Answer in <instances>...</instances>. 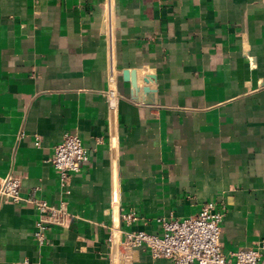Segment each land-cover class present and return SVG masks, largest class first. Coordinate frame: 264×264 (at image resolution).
Wrapping results in <instances>:
<instances>
[{"label":"crops","instance_id":"crops-1","mask_svg":"<svg viewBox=\"0 0 264 264\" xmlns=\"http://www.w3.org/2000/svg\"><path fill=\"white\" fill-rule=\"evenodd\" d=\"M129 68L156 74L157 104L132 100ZM67 133L90 159L63 188L51 160ZM10 174L22 199L0 204V264H172L126 233L211 201L224 252L264 245V0H0ZM31 197L66 206L43 244Z\"/></svg>","mask_w":264,"mask_h":264},{"label":"built area","instance_id":"built-area-1","mask_svg":"<svg viewBox=\"0 0 264 264\" xmlns=\"http://www.w3.org/2000/svg\"><path fill=\"white\" fill-rule=\"evenodd\" d=\"M110 100L117 98L115 90H108ZM39 144V142H37ZM89 153L78 134L67 133L55 147L52 164L61 178V185L66 188L72 174L81 170L89 161ZM21 179L10 174L0 179V204L19 202ZM38 210V220L34 237L38 244L46 240L47 231L53 226L64 223L67 216L65 203L50 204L35 197L29 198ZM225 209L218 207L217 202L206 203L201 210L188 218L177 219L162 217L159 219L162 231L159 234L145 231L126 233L123 244L126 248L148 249L155 259L165 258L172 264H261L264 245L256 248L229 250L221 248L222 224ZM129 223L136 220L134 213L124 216ZM18 264H31L23 260Z\"/></svg>","mask_w":264,"mask_h":264},{"label":"water","instance_id":"water-1","mask_svg":"<svg viewBox=\"0 0 264 264\" xmlns=\"http://www.w3.org/2000/svg\"><path fill=\"white\" fill-rule=\"evenodd\" d=\"M123 79L130 83L132 100L142 104L155 105L158 102V88L156 74L143 72L132 68L122 70ZM140 81L142 83H140Z\"/></svg>","mask_w":264,"mask_h":264}]
</instances>
